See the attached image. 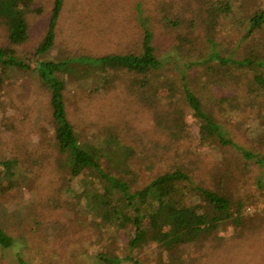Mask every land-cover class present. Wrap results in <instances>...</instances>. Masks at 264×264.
Here are the masks:
<instances>
[{"label":"trees","instance_id":"16d2710c","mask_svg":"<svg viewBox=\"0 0 264 264\" xmlns=\"http://www.w3.org/2000/svg\"><path fill=\"white\" fill-rule=\"evenodd\" d=\"M64 1L54 0L48 29L32 52L35 56L54 45ZM200 1L208 16L189 20L188 31L179 27V18L164 16L168 24L178 25L174 53H161L145 18L135 50L71 59L98 63L104 88L107 83L116 86L117 80L129 81L131 92L150 108L151 125L131 138L141 148L135 150L114 136L99 147L80 141L67 114L65 81L57 74L68 63L33 62L17 55L15 46L30 38L28 13L35 0H0V27L8 43L0 44V91L16 72L12 69H32L50 95V144L62 172L57 196L45 200L47 209L35 200L31 205L38 209H29L30 219L15 215L18 235L0 224V246L17 249L20 264H147L146 255L140 254L148 246L158 249L159 264H188L187 251L197 261L217 238L218 255L230 250L231 235L225 228L236 224L242 226V235L264 239V219L257 225L248 219L241 222L245 200L231 190L232 175L238 180L248 177L258 190L264 189L261 135L253 136V142L241 140L247 130L242 137L239 133L250 106L259 107L251 113L264 123V8L260 0ZM237 15L243 28L233 23ZM217 26L219 36L229 33L218 43L212 37ZM188 115L200 122L199 144L213 146L207 153L187 147ZM33 166L17 157L0 159V193L29 183L27 173ZM131 166L138 175L134 180L123 170ZM75 178L81 189L71 184ZM65 187L71 192L60 196ZM46 214L53 218L44 224L52 228L50 243L43 242L38 227ZM28 234L29 245L22 242ZM25 248L35 250L30 261L20 253Z\"/></svg>","mask_w":264,"mask_h":264},{"label":"rangeland","instance_id":"374dc122","mask_svg":"<svg viewBox=\"0 0 264 264\" xmlns=\"http://www.w3.org/2000/svg\"><path fill=\"white\" fill-rule=\"evenodd\" d=\"M53 5L54 0H35L32 3L28 13L30 38L25 43L15 46L17 55L33 62L46 60L68 63L57 74L65 81L64 100L67 114L80 141L85 144L93 143L99 147L105 139L114 136L119 137L135 150H140L141 148H138L131 138H135L137 132L144 131L151 125L153 116L150 108L139 100L135 92H131L129 81L117 80L116 86L110 88V84L107 83L104 88L99 77L98 63H93L88 58V60L83 58L82 61L76 59L77 61L73 62L71 59L80 55L92 57L108 52L125 53L135 50V46L143 38L145 18L148 19L146 25L153 32L154 43L161 53L166 54L169 51L174 53L178 25L173 24V21L168 24L164 16L179 18L177 19L178 24L181 23L179 27L188 31L190 30L189 20L192 18L202 20L208 16L206 9L200 0H66L58 18L54 45L44 53L35 56L32 52L48 29ZM260 7L264 8V0H260ZM37 8L40 10H36ZM185 20L188 22L182 24ZM224 20L228 22L230 19L227 17ZM223 22L222 19L221 24H224ZM233 23L239 29L244 26L238 15ZM212 32H214L212 37L217 43L218 38L229 37V33L219 36L218 26L213 28ZM6 37V30L0 27V44H8ZM223 69L225 72L229 70L228 67ZM12 70L16 72L9 74L11 76L0 91V159L17 157L25 165L30 162L34 164L31 171L27 173L29 183H23L9 193H0V224L8 225L9 229L14 228L16 230L14 235H18L16 229L18 217L15 219V215L19 214L30 219L29 209L31 208L30 211L34 209L32 207L35 206L31 203L35 200L38 203L43 202L42 209H47L45 200L53 195L57 196L62 172L56 163L57 151L50 144L52 134L49 121L52 113L50 95L39 86L32 69H24L20 66ZM238 71L241 73L240 70ZM252 94L254 95L253 92ZM258 109L259 107L256 106L249 107V114L242 119L245 123L239 133L242 137L243 131L247 130L246 136L241 138L242 141L261 135L259 147L264 150V123L258 122L260 120L254 118L252 114ZM185 120L188 122L187 147H196L201 152L207 153L213 146H205L197 141L200 136V122L193 115L186 116ZM42 126L44 131L41 132ZM249 128L251 134L248 136ZM252 141L254 142V139ZM46 152L50 154L49 158H46ZM193 152L196 151L193 150ZM135 158L138 159L137 156ZM133 167H124L123 170L134 175L132 176L134 180L138 175L132 171ZM1 170L0 167V174ZM71 184L76 189L83 187L79 178L73 179ZM231 190L238 199L245 200L240 221L248 219L256 225L262 223L264 189L258 190L257 184L248 177L238 180L236 175H232ZM68 192L71 191H67L65 187L64 193L60 192V196L67 195ZM47 216L46 214L45 222L42 220L38 222V227L43 229L41 238L44 243H50L53 239L52 228L48 225L45 229L44 226L46 222H53V218L50 216L46 218ZM241 227L236 224L229 226V229L225 228L231 235L230 250L218 255L217 238L210 245L213 247L209 248L197 261H194L193 254L190 259L191 253L187 251L189 254L187 263L264 264V239L249 237L248 233L242 235ZM29 240V234L22 237V242L27 245ZM154 248L155 246H148L140 254L142 257L146 255L147 264L160 263L158 249L154 250ZM16 250L15 248L4 249L0 246V264H20ZM25 250H21L20 253L27 260H32L35 250L30 251L27 248Z\"/></svg>","mask_w":264,"mask_h":264}]
</instances>
